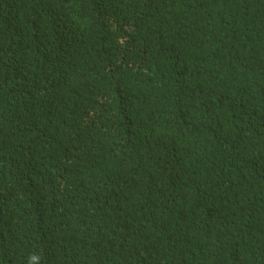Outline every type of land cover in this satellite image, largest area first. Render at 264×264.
Masks as SVG:
<instances>
[{
  "label": "trees",
  "instance_id": "1",
  "mask_svg": "<svg viewBox=\"0 0 264 264\" xmlns=\"http://www.w3.org/2000/svg\"><path fill=\"white\" fill-rule=\"evenodd\" d=\"M0 264H264V0H0Z\"/></svg>",
  "mask_w": 264,
  "mask_h": 264
}]
</instances>
